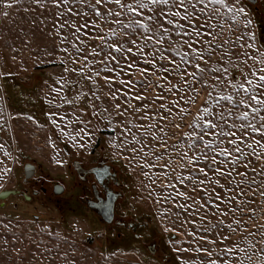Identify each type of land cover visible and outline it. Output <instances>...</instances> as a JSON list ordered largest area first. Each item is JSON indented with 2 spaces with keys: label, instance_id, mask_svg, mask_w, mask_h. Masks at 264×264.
Segmentation results:
<instances>
[{
  "label": "rangeland",
  "instance_id": "rangeland-1",
  "mask_svg": "<svg viewBox=\"0 0 264 264\" xmlns=\"http://www.w3.org/2000/svg\"><path fill=\"white\" fill-rule=\"evenodd\" d=\"M143 2L132 13L109 0H0V196L22 183L24 160L68 186L72 160L92 152L119 163L125 211L145 224L135 239L93 224L65 194L63 211L46 198L15 211L1 196L0 264H264L261 134L235 145L227 134L233 122L259 126L243 105L247 121L227 111L245 95L232 85L251 92L264 74V0ZM222 112L223 131L205 123Z\"/></svg>",
  "mask_w": 264,
  "mask_h": 264
},
{
  "label": "flooded vegetation",
  "instance_id": "flooded-vegetation-1",
  "mask_svg": "<svg viewBox=\"0 0 264 264\" xmlns=\"http://www.w3.org/2000/svg\"><path fill=\"white\" fill-rule=\"evenodd\" d=\"M264 37V26L262 27ZM92 153L85 157L84 160L74 158L72 160L71 169L68 171L71 175L69 178L68 186L63 185L62 182H46L41 177L35 174L36 163L32 159L24 160L23 162V175L24 167H27L28 172L34 170V173L29 178L24 175L22 183L17 184L13 189H5L1 196L6 200L16 198L19 202L14 203V210L19 208L23 202L30 203L34 200L45 199L50 200L57 204L58 210L63 211L64 205L58 206V197L68 195V202L77 204L76 208L81 212L89 215V221L94 224L98 223L102 227H112L116 230H124V228L131 229L130 234L136 239L138 238V229L142 228L145 224L136 223L130 214L125 211V186H124V172L117 161H110L102 156H95ZM34 166V167H33ZM31 168V169H30ZM57 184L63 186L62 193H58L61 189ZM13 191L14 194L9 193ZM58 193V194H57ZM0 196V197H1ZM54 200V201H53ZM110 204L113 205L112 221L109 222L108 213ZM37 217V216H36ZM38 218V217H37ZM128 239V235L122 231H118V239ZM152 255H158L161 247L157 239H152L151 244L147 246Z\"/></svg>",
  "mask_w": 264,
  "mask_h": 264
},
{
  "label": "snow or ice",
  "instance_id": "snow-or-ice-1",
  "mask_svg": "<svg viewBox=\"0 0 264 264\" xmlns=\"http://www.w3.org/2000/svg\"><path fill=\"white\" fill-rule=\"evenodd\" d=\"M37 2H39V0H37ZM101 2H102V0H97V3H101ZM109 2H114L120 8H127L132 13H136L138 11V9H146L149 6L148 4L144 3L143 0H133V2L137 5V7H133L132 3L123 4V3H121V0H109ZM149 2L153 5L158 4V3H163V4L167 5L169 3V0H149ZM4 3L6 5H8V0H4ZM53 3H59V0H53ZM179 3H180L181 9L188 6L185 4V0H179ZM230 10L233 12H236L237 14L245 12L244 8H242V7L237 8L235 6ZM69 11H71V9H69ZM95 11H96L97 15H100L99 9H95ZM160 14L163 15V10L161 11ZM179 14H180L179 12L176 13L177 16ZM109 15H111V12H109ZM193 16H195V13H193ZM153 18L154 17H149V19H153ZM184 19H188L187 14H185ZM233 19H235V16H233ZM169 23H172V21L170 20ZM142 26H144V25H142ZM161 27H163V25H161ZM193 31H194V34L196 36L200 35V33L195 31V29ZM252 39H255L254 34L252 35ZM113 47H116V45H113ZM188 47L191 49L192 48L191 44H189ZM193 51H196L198 59H200V60L204 59L203 56L199 55L198 50H193ZM113 59H114V57H113ZM261 63L264 64V59H261ZM195 67L197 69H199V68H201V65L199 63H196ZM262 71H264V70H262ZM217 79H219V78H217ZM121 83L123 84L124 81L122 80ZM128 83H131V81H129ZM229 83H231V81H229ZM247 84L253 85V81L248 80ZM232 87H233V94H235L237 92V89L239 88V89H242L244 91L245 95L243 97L239 98L237 101H235L236 107L234 109L228 110L227 115L228 116L235 115L238 118H242L245 121L249 120V113L247 111H240L239 110L240 106L243 105L246 108L251 109V112L256 114L259 117V126H257L256 123L248 125V124H237V123L233 122L232 128L239 127L241 135L236 136L234 133H232V128H229L227 134L233 136V139L230 141V143L235 145L236 141L238 139L247 138L249 136V131H251L253 133H260L261 134L260 140H255L254 138H252V142L257 144V146H264L261 144V141H264V115H260V112L264 111V74L259 76V83L252 86L251 92H249V89H248V87L245 86V84H240V85L233 84ZM141 98L142 97H137V99H141ZM225 99L232 101L233 95H228L225 97ZM253 101L255 102L256 105H259L260 107H254L253 103H252ZM117 107H119V105H117ZM205 111H207V109H205ZM205 123L208 124L211 128H216V129H219L220 131H223V129L220 128V124L221 123H227V121L225 119V113L222 112V113L218 114L217 123L213 124L211 120H207V121H205ZM192 135H195V133H192ZM204 143L211 145L212 142L211 141H204ZM248 147L251 148L252 145L249 144ZM222 151L225 155H230V153L228 152V149L225 148ZM235 151L239 152L240 148L236 147ZM253 153L255 154V149H253ZM204 159H208V157H204ZM211 159L213 162H215V157H212ZM233 163H236V161H233ZM203 170L204 169H201V171H203ZM218 171H220L221 174H223V169H218Z\"/></svg>",
  "mask_w": 264,
  "mask_h": 264
},
{
  "label": "water",
  "instance_id": "water-1",
  "mask_svg": "<svg viewBox=\"0 0 264 264\" xmlns=\"http://www.w3.org/2000/svg\"><path fill=\"white\" fill-rule=\"evenodd\" d=\"M245 1H246L248 4H250V5H256V4L259 3V0H245ZM28 166H29V164H28V165H25V167H24V175L26 176V178H29V177L32 176V174L34 173V170H33L34 168L28 172V169H27ZM33 167H34V166H33ZM30 169H31V168H30ZM57 185H58L57 187H60V188H61V189L58 191V193L60 194V193H62L63 186H62L61 184H57ZM9 193L14 194L13 191H10ZM58 193H57V194H58ZM112 213H113V205L110 204V207H109V213H108V217H110V219H108L109 222L112 221V218H113V216H114V215H112Z\"/></svg>",
  "mask_w": 264,
  "mask_h": 264
},
{
  "label": "trees",
  "instance_id": "trees-1",
  "mask_svg": "<svg viewBox=\"0 0 264 264\" xmlns=\"http://www.w3.org/2000/svg\"><path fill=\"white\" fill-rule=\"evenodd\" d=\"M260 29H261V32L263 31V29H262V27H260ZM262 35H263V33H262ZM262 37V36H261ZM264 38V37H263Z\"/></svg>",
  "mask_w": 264,
  "mask_h": 264
}]
</instances>
